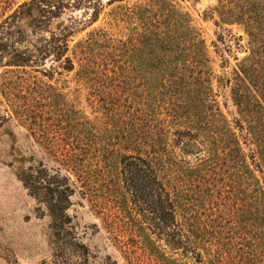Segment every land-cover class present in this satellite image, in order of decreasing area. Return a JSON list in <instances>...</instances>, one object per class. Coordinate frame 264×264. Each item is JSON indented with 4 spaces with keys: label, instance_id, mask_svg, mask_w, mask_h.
Here are the masks:
<instances>
[{
    "label": "trees",
    "instance_id": "1",
    "mask_svg": "<svg viewBox=\"0 0 264 264\" xmlns=\"http://www.w3.org/2000/svg\"><path fill=\"white\" fill-rule=\"evenodd\" d=\"M213 11L248 38L224 82L233 120L201 30L176 1L0 0V120L38 128L52 162L18 175L80 264L93 252L66 212L76 192L127 264H264V0ZM75 68L94 119L49 83ZM70 115L73 130L53 122Z\"/></svg>",
    "mask_w": 264,
    "mask_h": 264
},
{
    "label": "rangeland",
    "instance_id": "2",
    "mask_svg": "<svg viewBox=\"0 0 264 264\" xmlns=\"http://www.w3.org/2000/svg\"><path fill=\"white\" fill-rule=\"evenodd\" d=\"M174 1L189 13L193 23L201 30L213 60V91L222 112L229 120H233L236 117V108L232 103L229 87L224 82L232 76L236 64L248 52L247 35L241 25L219 20L213 11L217 0ZM78 14L79 12L74 13L76 16ZM97 24L99 22L87 27L76 38ZM76 69L63 77L65 79L60 78L49 83L55 90L67 94L66 101L69 104H74L75 98H78L79 106L91 120L99 115V111H94L91 97L87 95V85L77 81L74 74ZM74 117L75 115L67 118L58 116L53 122L59 127L73 130L78 121ZM37 129L35 127L29 131L18 126L15 120H0V264H80L76 244H73L71 238H60L62 235L57 230V224L51 222L43 204L30 194L18 175L21 168L30 163L41 159L52 162L42 147L46 143L41 140ZM57 133L55 129L54 134ZM53 145L70 149L96 144ZM96 193L100 196L102 194L100 191ZM66 212L71 218L72 231L93 252V257L87 264H101V260L108 255L117 260V264H127L122 253L107 239L101 215L95 212L86 198L81 197L78 192L72 194Z\"/></svg>",
    "mask_w": 264,
    "mask_h": 264
}]
</instances>
